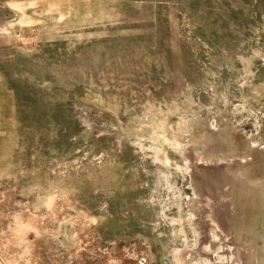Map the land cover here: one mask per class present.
I'll use <instances>...</instances> for the list:
<instances>
[{
	"label": "rangeland",
	"instance_id": "rangeland-1",
	"mask_svg": "<svg viewBox=\"0 0 264 264\" xmlns=\"http://www.w3.org/2000/svg\"><path fill=\"white\" fill-rule=\"evenodd\" d=\"M248 142L264 0H0V264H264ZM195 165L223 182L229 235Z\"/></svg>",
	"mask_w": 264,
	"mask_h": 264
},
{
	"label": "bare ground",
	"instance_id": "bare-ground-1",
	"mask_svg": "<svg viewBox=\"0 0 264 264\" xmlns=\"http://www.w3.org/2000/svg\"><path fill=\"white\" fill-rule=\"evenodd\" d=\"M234 132V131H233ZM240 133H242V132H240ZM233 134V133H232ZM231 134V135H232ZM234 136V137H233ZM233 136L231 137V140H230V145L228 146L231 150H236V151H238V152H240V151H242L243 150V148H244V145H246V144H244V141H243V139H242V136H241V134H233ZM244 138V137H243ZM246 141H248V139L246 140ZM225 142H228V141H225ZM246 143V142H245ZM224 144V143H223ZM222 144V145H223ZM248 144L249 145H247V146H250V144L252 145V148H253V150H251L250 148L251 147H249V150H251V151H253V153L252 154H248L249 156L250 155H252L253 157H254V163H253V161L252 162H250L249 164H250V166L248 167V168H246V170H247V172H248V174H251V172L252 171H254L255 173H254V175H256L257 173L256 172H258L259 171V169H258V162H260V160H261V157H259V155H261V154H257V152H258V150L262 147V146H264V143H254V142H251V143H249L248 142ZM210 146V145H209ZM227 146V145H226ZM211 147V146H210ZM263 149H264V147H262ZM261 148V153L263 152V149ZM229 150V149H228ZM260 152V151H259ZM264 154V153H263ZM186 157H188V159H189V164H193V161H195V157L194 156H192V155H190L189 153L188 154H186ZM240 162H242V165H244V161L242 160V159H240L239 160ZM263 161V160H262ZM226 162H228L227 160H226ZM199 163V162H198ZM230 163L231 164H233V166L235 167L236 166V163H235V160H231L230 161ZM208 164H211V163H207V165ZM227 164V163H226ZM248 164V165H249ZM264 164V163H263ZM262 164V165H263ZM197 165V164H196ZM195 165V166H196ZM252 166V167H251ZM197 167V171H198V173H193V175H192V177H193V180H195L194 181V185L196 186V193L197 194H199V196H204L205 195V187H208V188H210L211 190H212V194L210 195V196H207L205 199L207 200V202L206 201H204V203H206L205 204V206H206V210H207V212H208V215H206V216H203L204 218H205V221H210V220H213V221H215V224L216 223H218V224H220V228L222 229V230H224L226 233H225V235H229L230 233H229V231H230V226H231V214H230V211H229V209L231 210V208H230V206H228L229 205V203L227 202V200H226V198H225V195H224V193H225V189L223 190V182H222V180H219V179H221L220 177H219V179H214L213 180V178H208V179H204V178H206V177H209L208 175H206L205 173H204V167H200L199 165L198 166H196ZM261 167V166H260ZM257 168V169H256ZM190 169H192V168H190ZM220 170H221V168L219 167V168H213V170L211 171V172H209L208 174L209 175H212L213 173L215 174V173H220ZM258 170V171H257ZM261 170H264V169H261ZM195 172V171H194ZM247 172H246V174H247ZM211 173V174H210ZM253 175V176H254ZM251 177H252V175H250ZM261 175H259V177H260ZM263 176V175H262ZM204 177V178H203ZM256 177V176H255ZM254 177V178H255ZM258 177V178H259ZM224 181V180H223ZM249 193V192H248ZM252 193V192H251ZM197 198V197H196ZM198 202V201H197ZM206 212V213H207ZM194 213V212H193ZM198 214V213H197ZM196 217V216H195ZM203 217H201V218H203ZM201 218H199L200 220L199 221H202L201 220ZM198 221V222H199ZM203 223V222H202ZM198 224H201V222H199ZM204 224V223H203ZM196 225V224H195ZM232 227V226H231ZM200 229V228H199ZM198 230V229H197ZM243 245H242V251H243V253L242 254H240L239 256H238V258H235V259H245L246 257H249L250 256V254H249V250L247 249V247H246V243H247V238H243ZM241 242V241H240ZM240 244H242V243H240ZM202 247H204V245H202ZM201 247V248H202ZM245 248V249H244ZM244 249V250H243ZM231 250V249H230ZM203 251V250H202ZM250 252H252V251H250ZM236 253V252H235ZM254 253V252H253ZM257 256V255H256ZM252 257V256H251ZM253 260V259H252ZM251 260V261H252ZM236 260H234V262H235ZM254 261H256V263L258 264V260H257V257L254 259ZM249 262V261H248Z\"/></svg>",
	"mask_w": 264,
	"mask_h": 264
}]
</instances>
